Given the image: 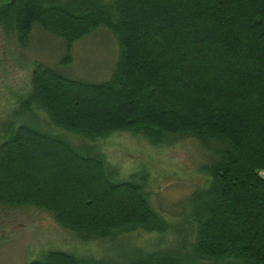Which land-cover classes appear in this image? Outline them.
Segmentation results:
<instances>
[{"label": "trees", "instance_id": "obj_1", "mask_svg": "<svg viewBox=\"0 0 264 264\" xmlns=\"http://www.w3.org/2000/svg\"><path fill=\"white\" fill-rule=\"evenodd\" d=\"M94 33L110 74L63 72ZM0 55L26 72L0 95V208L101 246L28 264H264V0H0ZM125 132L189 140L199 181L167 201L144 166L117 175L101 144Z\"/></svg>", "mask_w": 264, "mask_h": 264}, {"label": "rangeland", "instance_id": "obj_2", "mask_svg": "<svg viewBox=\"0 0 264 264\" xmlns=\"http://www.w3.org/2000/svg\"><path fill=\"white\" fill-rule=\"evenodd\" d=\"M94 34L83 42H76L72 48L73 62L66 65L68 68L63 72L74 73L88 82L110 74L117 44L108 34L109 42L103 41L104 37L98 33ZM25 77L24 69H19L0 55V95L6 86L14 89L21 86ZM101 149L106 160L116 166L117 175L144 166L151 174L154 192L165 196L167 201L176 199L187 191L189 184L199 181L189 170L193 164L191 155L195 151L186 139L156 147L127 132L115 133L102 140ZM260 175L264 178V170ZM126 235L138 247L151 237L141 230H133ZM52 248H80L96 253L101 246L98 242L82 243L76 235L61 229L44 211L30 207L0 208V264H28Z\"/></svg>", "mask_w": 264, "mask_h": 264}]
</instances>
